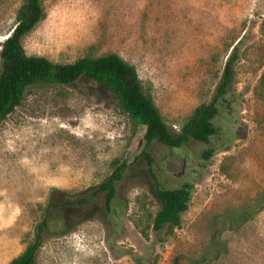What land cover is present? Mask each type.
<instances>
[{
  "label": "rangeland",
  "instance_id": "rangeland-1",
  "mask_svg": "<svg viewBox=\"0 0 264 264\" xmlns=\"http://www.w3.org/2000/svg\"><path fill=\"white\" fill-rule=\"evenodd\" d=\"M40 2L41 20L21 39L26 55L57 63L119 55L175 133L211 100L237 42L239 59L214 120L211 145L219 150L204 163L210 144L153 142L155 180L136 158L144 127L102 86L80 80L28 90L0 121V264L32 242L48 203L80 198L119 164L126 165L116 183L119 226L106 217L101 194L56 209L61 224L42 239L36 264H264V204L255 201L264 190V0ZM23 3L0 0V48ZM155 181L193 182L179 228L152 230ZM243 209L245 219L227 227Z\"/></svg>",
  "mask_w": 264,
  "mask_h": 264
},
{
  "label": "trees",
  "instance_id": "trees-1",
  "mask_svg": "<svg viewBox=\"0 0 264 264\" xmlns=\"http://www.w3.org/2000/svg\"><path fill=\"white\" fill-rule=\"evenodd\" d=\"M42 16L40 0H24L23 6L17 12L15 25L1 44L0 121L19 105L22 96L32 88L68 86L80 80H87L99 84L111 93L119 108L144 127L142 147L136 158L144 161L153 179L152 158L148 151L153 142L172 149H180L191 141L210 144L201 152V160L204 163L219 150V147L211 145V139L217 135L214 120L221 111V100L232 92L234 68L239 59L238 42L231 48L226 58L211 100L195 108L180 132L175 133L163 121L151 98L143 91L134 67L119 55L108 53L98 57L85 56L71 63H57L42 56L26 55L21 39L41 20ZM262 79L264 80V73ZM125 168V164L117 165L105 180L85 190L76 200L60 202L59 206L48 203L42 220L35 226L32 242L9 264H36L35 254L42 239L52 226L57 227L61 224L59 217L53 216L56 209L73 205L82 206L101 194L106 217L111 223L119 226L123 213L120 211V205L115 204L116 183L121 180ZM193 187L191 181L177 188H165L154 182V193L159 206L152 221L154 232L181 226V215L188 210ZM257 199L256 205L264 204V190L258 194ZM245 215L244 209L233 213L226 220L227 227L236 224L238 220L243 221ZM76 216L79 217L78 214ZM75 223L73 221L70 224ZM212 244L220 246L221 242L214 238Z\"/></svg>",
  "mask_w": 264,
  "mask_h": 264
}]
</instances>
